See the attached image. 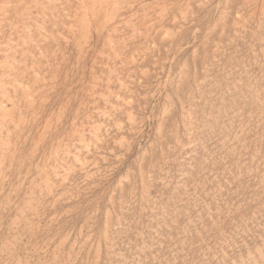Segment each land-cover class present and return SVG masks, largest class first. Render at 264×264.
<instances>
[{
	"label": "rangeland",
	"instance_id": "rangeland-1",
	"mask_svg": "<svg viewBox=\"0 0 264 264\" xmlns=\"http://www.w3.org/2000/svg\"><path fill=\"white\" fill-rule=\"evenodd\" d=\"M5 1L0 264H264V0Z\"/></svg>",
	"mask_w": 264,
	"mask_h": 264
},
{
	"label": "bare ground",
	"instance_id": "bare-ground-1",
	"mask_svg": "<svg viewBox=\"0 0 264 264\" xmlns=\"http://www.w3.org/2000/svg\"><path fill=\"white\" fill-rule=\"evenodd\" d=\"M5 3H6V1L5 0H3ZM18 1H20V0H18ZM51 1V0H50ZM75 2H76V7H73V8H71V9H66L65 8V10L67 11V16H74L75 18H77V16H79L80 15V17H78V19H77V31L80 33L79 35H80V37L84 40V42H85V39H87L88 38V36L90 35V23L88 22L89 20L87 19V18H89V17H87V15L88 14H92V15H94L95 13H98V12H103V10H106V9H108V7L110 6L109 5V3H110V0H75ZM4 3V5H0V15L3 17V16H5V13H6V4ZM194 3V2H193ZM161 4V6L164 4H162V3H160ZM218 4V3H217ZM6 5V6H5ZM119 5V4H118ZM156 5V4H155ZM164 6V5H163ZM39 8H40V6H39ZM48 8V7H47ZM119 8V7H118ZM122 8H124V7H122ZM120 9H121V7H120ZM119 9V10H120ZM43 10H44V8H43ZM110 10V9H109ZM217 10V9H216ZM253 10V9H252ZM114 11V10H113ZM65 12V11H64ZM109 12V11H108ZM230 14V13H229ZM241 14V13H240ZM0 16V17H1ZM113 16H114V14L113 13H108L106 16H104L105 17V21L107 22V23H111V21H112V19H113ZM232 16V15H231ZM236 16V15H235ZM28 17H30V15L28 16ZM120 17H122V16H120ZM29 18H27V20H28ZM30 19H32V18H30ZM45 19V18H44ZM72 19V18H71ZM103 19V18H102ZM239 19V18H238ZM123 22H126V23H129V24H133L134 25V22H133V20H128V17H124L123 18ZM146 20V19H145ZM230 20V19H229ZM234 20V19H233ZM32 21V20H31ZM34 22H36V21H34ZM118 23V22H117ZM114 24V23H113ZM152 24V23H151ZM154 24V23H153ZM29 25V24H28ZM32 25H34V23L32 24ZM37 25V24H36ZM102 25H105V24H102ZM144 25V24H143ZM13 26V25H12ZM148 26V25H147ZM25 27H27L26 25H25ZM25 27L23 28V29H25ZM29 27H30V25H29ZM32 28H34L33 26H31ZM39 27V26H38ZM70 27V26H69ZM114 27V26H113ZM18 29V28H17ZM38 29V28H37ZM44 29V28H43ZM103 29V28H102ZM113 29H116V28H113ZM31 31V30H30ZM110 31V30H109ZM197 31V30H196ZM22 32H24V31H22ZM25 32H27V31H25ZM115 32V31H114ZM194 32V31H193ZM28 33V32H27ZM195 33V32H194ZM16 34V33H15ZM18 34V33H17ZM16 34V35H17ZM26 34V33H25ZM25 34H24V36H25ZM12 35H14V34H12ZM108 35V34H107ZM220 35V34H219ZM23 36V35H22ZM111 36V35H110ZM165 36V35H164ZM13 37V36H12ZM107 37V36H106ZM109 37V36H108ZM15 38V37H14ZM18 38V40H19V38L20 37H17ZM29 38V37H28ZM24 38H22V40H23ZM39 39H41V38H39ZM38 39V42L40 41ZM47 39V38H46ZM49 39H50V37H49ZM107 39V38H106ZM108 39H110V42H108L109 40H107V42L109 43V45H110V47L111 48H113V46H114V43H113V41H111V38H108ZM195 39V38H194ZM16 42L18 41V40H16V39H14ZM14 40H12L13 42H14ZM24 40H26L27 41V37H26V39H24ZM24 40L22 41V43L24 42ZM8 41H10L9 40V38H8ZM7 41V42H8ZM26 41L24 42V43H26ZM30 41V40H29ZM33 41V40H32ZM42 41V40H41ZM34 42H35V40H34ZM28 43V42H27ZM80 44V43H79ZM17 45V44H16ZM15 45V46H16ZM27 45H29V44H27ZM31 45V44H30ZM36 45V44H35ZM83 45V44H82ZM144 45V44H143ZM18 46V45H17ZM19 46H21V45H19ZM25 46V45H24ZM80 46V45H79ZM187 46V45H186ZM22 47V46H21ZM5 48V47H4ZM8 48H10V49H14V47H13V44L12 43H8L7 44V46H6V49H4V51L5 50H9ZM80 48V47H79ZM81 49V48H80ZM116 50H117V48H116ZM42 51V50H41ZM115 51V50H114ZM136 51V50H135ZM5 53V52H4ZM17 53V52H16ZM38 53V52H37ZM42 54V53H41ZM34 55V54H33ZM116 55V54H115ZM35 56H37V55H35ZM119 56V55H118ZM31 57V56H30ZM108 57V56H107ZM110 57V56H109ZM132 57V56H131ZM8 58V57H7ZM129 59V58H128ZM31 60V59H30ZM112 60H113V58H112ZM126 60V59H125ZM17 61V60H16ZM24 61V60H23ZM135 60H133V62H134ZM176 61V60H175ZM194 61V60H193ZM18 62V61H17ZM26 62V61H25ZM34 62V61H33ZM157 62V61H156ZM1 63H3V61L1 62ZM0 63V64H1ZM19 63V62H18ZM6 65H7V62L5 63ZM21 64H22V62H21ZM36 64H38V63H36ZM35 64V65H36ZM31 66H33L34 64H30ZM171 65V64H170ZM4 66V65H3ZM29 66V65H28ZM30 66V67H31ZM110 66V65H109ZM22 68V67H21ZM108 68H110V67H108ZM0 69H1V65H0ZM32 69H33V67H32ZM15 70H16V68H15ZM113 71V70H112ZM24 72V71H23ZM10 73V72H9ZM38 73V72H37ZM36 73V74H37ZM15 74V73H14ZM19 74V73H18ZM18 74H17V76H18ZM39 75V74H38ZM7 78V76L5 75V74H3V73H1L0 74V88H4V86H5V79ZM12 78V77H11ZM39 80V79H38ZM37 80V81H38ZM14 81L16 82V79H14ZM96 81V80H95ZM104 81V80H103ZM110 81V80H109ZM13 82V81H12ZM20 82H22V80L20 81ZM33 82V81H32ZM62 82V81H61ZM120 82V81H119ZM23 83V82H22ZM22 83H16L17 84V87H21L22 89H24V92L22 91V94L24 93V95H25V97H26V99L27 98H30V99H32L31 97H29L30 96V94H28V90H30L29 89V87L27 88V85L25 86V85H23ZM121 83H123V82H121ZM154 83V82H153ZM164 84V83H163ZM15 86V85H14ZM13 85L11 86V87H14ZM15 88V87H14ZM137 88V87H136ZM2 90V89H1ZM51 90V89H50ZM2 94V93H1ZM9 96V95H8ZM116 96H117V94H116ZM117 98H119V97H117ZM263 98V97H262ZM17 99V98H16ZM124 99V98H123ZM127 99V98H126ZM125 99V100H126ZM1 100V99H0ZM11 100V99H10ZM19 100V99H18ZM25 100V99H24ZM108 101V100H107ZM5 102V101H4ZM29 102V101H28ZM127 102V101H126ZM129 102V101H128ZM13 106V105H12ZM11 106V107H12ZM43 106V105H42ZM114 106V105H113ZM16 107V106H15ZM118 108V107H117ZM0 111H1V113H4V112H6V110H8V112H9V110H10V108H9V106L8 107H4V106H2V104H0ZM32 111V110H31ZM33 113V112H32ZM105 113V112H104ZM129 117H128V119L130 118V115L129 114H127ZM6 116V115H5ZM10 116H11V114H10ZM34 117V116H33ZM57 117V116H56ZM254 120V119H253ZM24 121V120H23ZM7 123V122H6ZM15 123H17L16 121H15ZM117 123V122H116ZM120 123V122H119ZM119 123H117V124H119ZM254 123V122H253ZM2 124H1V120H0V126H1ZM26 125V124H25ZM111 125V124H110ZM249 125V124H248ZM247 125V126H248ZM95 126H96V124H95ZM129 126H130V124H129ZM2 127H3V125H2ZM5 127H6V125H5ZM99 127V126H98ZM9 129V128H8ZM6 130V129H5ZM37 130V129H36ZM99 130V129H98ZM91 131V130H90ZM190 133V132H189ZM91 134H95V133H92L91 132ZM246 135V134H245ZM98 138V137H97ZM79 140H81V139H79ZM97 140V139H96ZM137 141V140H136ZM247 141V140H246ZM3 142H0V148L2 149V146H3ZM86 147V146H85ZM55 152V151H54ZM247 152V151H246ZM86 154V153H85ZM76 156V155H75ZM74 156V158H78V156H76L75 157ZM76 158V159H77ZM3 159V158H2ZM78 161H80V159H78ZM43 163V162H42ZM2 164V160L0 159V165ZM68 165V164H67ZM261 166V165H260ZM1 169V168H0ZM86 172V171H85ZM227 172V171H226ZM56 173V172H55ZM54 173V174H55ZM46 181H47V179H46ZM174 181V180H173ZM48 185V184H47ZM49 187H50V185H48ZM110 187V186H109ZM147 187V186H146ZM144 189V188H143ZM9 190V189H8ZM10 191V190H9ZM198 196V195H197ZM20 199V198H19ZM151 204V203H150ZM261 205V204H260ZM71 206V205H70ZM113 206V205H112ZM188 216V215H187ZM40 219V218H39ZM98 229V228H97ZM222 232V231H221ZM53 236V235H52ZM97 251V250H96ZM14 259V258H13ZM215 259V258H214Z\"/></svg>",
	"mask_w": 264,
	"mask_h": 264
}]
</instances>
